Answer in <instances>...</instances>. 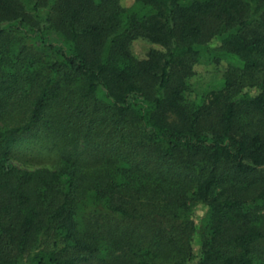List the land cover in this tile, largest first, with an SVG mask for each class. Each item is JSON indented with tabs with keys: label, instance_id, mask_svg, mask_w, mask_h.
Here are the masks:
<instances>
[{
	"label": "trees",
	"instance_id": "obj_1",
	"mask_svg": "<svg viewBox=\"0 0 264 264\" xmlns=\"http://www.w3.org/2000/svg\"><path fill=\"white\" fill-rule=\"evenodd\" d=\"M135 4L0 0V264H264V0Z\"/></svg>",
	"mask_w": 264,
	"mask_h": 264
},
{
	"label": "rangeland",
	"instance_id": "obj_2",
	"mask_svg": "<svg viewBox=\"0 0 264 264\" xmlns=\"http://www.w3.org/2000/svg\"><path fill=\"white\" fill-rule=\"evenodd\" d=\"M121 4L129 12L139 11V6L135 4V0H121ZM153 48L154 46L146 40H136L132 43L131 51L135 58L143 60ZM229 63L236 64V62L228 60L217 63L213 60L211 54L204 50L199 63L196 65V76L192 80L198 104L204 103L211 92L223 88L224 73ZM256 91L254 90V92ZM13 162L17 167L23 169L50 166L51 164L49 160H37L31 152V145L28 144L26 139L16 148ZM193 212L194 221L199 224L206 213V208L203 205H197Z\"/></svg>",
	"mask_w": 264,
	"mask_h": 264
}]
</instances>
